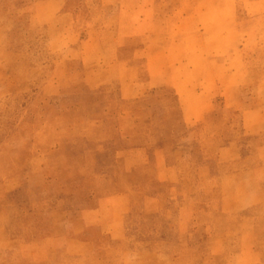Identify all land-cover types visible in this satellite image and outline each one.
Wrapping results in <instances>:
<instances>
[{"label": "rangeland", "instance_id": "obj_1", "mask_svg": "<svg viewBox=\"0 0 264 264\" xmlns=\"http://www.w3.org/2000/svg\"><path fill=\"white\" fill-rule=\"evenodd\" d=\"M113 190L107 264H264V0H0V264Z\"/></svg>", "mask_w": 264, "mask_h": 264}, {"label": "crops", "instance_id": "obj_2", "mask_svg": "<svg viewBox=\"0 0 264 264\" xmlns=\"http://www.w3.org/2000/svg\"><path fill=\"white\" fill-rule=\"evenodd\" d=\"M161 161L165 169H171L165 164L164 158ZM153 200L154 197L149 198L150 204L154 202ZM97 201L99 202L94 211L85 209L81 213L73 212L76 214L70 220L73 232L67 236L64 234L66 231L55 232L52 236L53 240L63 241L65 248L62 251L67 253L69 259L76 261V263L85 261L94 264V260H97L96 264H107L98 256L102 252H108V250L95 248L96 239L104 236V233L107 235L106 238L112 241H120L125 238V214L130 208L129 194L124 191L113 190L107 195L99 197ZM93 222L98 223L101 228L99 237L89 231L90 226L94 224Z\"/></svg>", "mask_w": 264, "mask_h": 264}]
</instances>
